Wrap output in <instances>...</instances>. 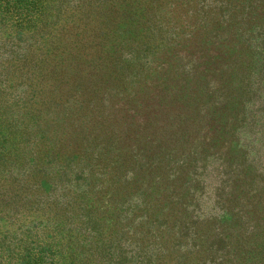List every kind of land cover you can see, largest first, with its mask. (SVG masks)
I'll list each match as a JSON object with an SVG mask.
<instances>
[{
    "label": "trees",
    "instance_id": "1",
    "mask_svg": "<svg viewBox=\"0 0 264 264\" xmlns=\"http://www.w3.org/2000/svg\"><path fill=\"white\" fill-rule=\"evenodd\" d=\"M14 1L0 264H264V0Z\"/></svg>",
    "mask_w": 264,
    "mask_h": 264
},
{
    "label": "rangeland",
    "instance_id": "2",
    "mask_svg": "<svg viewBox=\"0 0 264 264\" xmlns=\"http://www.w3.org/2000/svg\"><path fill=\"white\" fill-rule=\"evenodd\" d=\"M24 1L15 2L14 0H0V13H3L7 16L8 19L12 21L14 19L18 23H30L31 17L29 13L24 9L25 6H22ZM27 7H30V2L27 4ZM18 13H23L21 16ZM256 118L264 119L262 111H259L255 114ZM263 116V117H262ZM251 125H245L241 130L242 142L247 145L249 159L254 160V163L260 165L264 162V121H257L255 119L254 123ZM203 177L205 181L211 186L217 185L220 178L218 171L214 165H208L204 172Z\"/></svg>",
    "mask_w": 264,
    "mask_h": 264
}]
</instances>
